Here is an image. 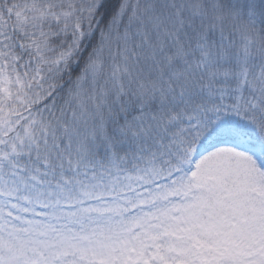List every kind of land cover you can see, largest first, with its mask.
<instances>
[{
    "label": "snow or ice",
    "instance_id": "snow-or-ice-1",
    "mask_svg": "<svg viewBox=\"0 0 264 264\" xmlns=\"http://www.w3.org/2000/svg\"><path fill=\"white\" fill-rule=\"evenodd\" d=\"M0 264H264V0H0Z\"/></svg>",
    "mask_w": 264,
    "mask_h": 264
}]
</instances>
